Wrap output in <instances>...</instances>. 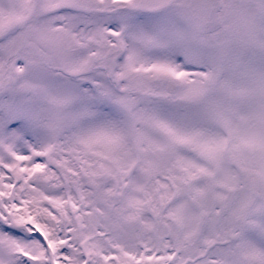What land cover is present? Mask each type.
Returning a JSON list of instances; mask_svg holds the SVG:
<instances>
[{"label": "snow or ice", "instance_id": "6c2138e0", "mask_svg": "<svg viewBox=\"0 0 264 264\" xmlns=\"http://www.w3.org/2000/svg\"><path fill=\"white\" fill-rule=\"evenodd\" d=\"M0 264H264V0H0Z\"/></svg>", "mask_w": 264, "mask_h": 264}]
</instances>
